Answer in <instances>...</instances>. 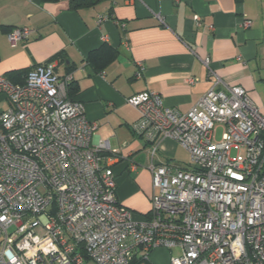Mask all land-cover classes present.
<instances>
[{
  "label": "built area",
  "instance_id": "2783aa9c",
  "mask_svg": "<svg viewBox=\"0 0 264 264\" xmlns=\"http://www.w3.org/2000/svg\"><path fill=\"white\" fill-rule=\"evenodd\" d=\"M29 33L6 37L14 45ZM70 80L52 61L21 83L0 76V264H152L160 248L178 250L167 264H264V115L243 87L214 83L186 112L152 90L126 99L151 156L162 137L189 156V167L150 160V207L135 218L103 162L118 150L91 144L98 123L67 97Z\"/></svg>",
  "mask_w": 264,
  "mask_h": 264
},
{
  "label": "crops",
  "instance_id": "0c3cea01",
  "mask_svg": "<svg viewBox=\"0 0 264 264\" xmlns=\"http://www.w3.org/2000/svg\"><path fill=\"white\" fill-rule=\"evenodd\" d=\"M13 27L30 33L13 45L6 37ZM103 45L116 55L94 70L87 55ZM45 61L77 85L73 98L98 123L91 144L106 140L118 150L103 162L111 164L117 201L138 218L153 191L150 160L184 167L186 150L162 137L151 156L150 144L131 130L138 113L126 99L152 90L165 106L186 112L214 83L239 85L264 115V0H104L80 11L68 0H0V76ZM6 104L0 96V110Z\"/></svg>",
  "mask_w": 264,
  "mask_h": 264
},
{
  "label": "trees",
  "instance_id": "16d2710c",
  "mask_svg": "<svg viewBox=\"0 0 264 264\" xmlns=\"http://www.w3.org/2000/svg\"><path fill=\"white\" fill-rule=\"evenodd\" d=\"M41 1H56V0H41ZM104 0H68L69 8L71 10L80 11L82 9H88L96 6ZM9 31V30H8ZM116 55V50L110 46L103 45L96 50H92L87 55V63L94 70L102 69L108 62H110ZM58 54L54 55L56 58ZM30 68H19L7 71L4 75L9 81L14 83H21ZM78 90L77 85L74 82H69L67 84V97L69 99H74L73 96Z\"/></svg>",
  "mask_w": 264,
  "mask_h": 264
},
{
  "label": "rangeland",
  "instance_id": "374dc122",
  "mask_svg": "<svg viewBox=\"0 0 264 264\" xmlns=\"http://www.w3.org/2000/svg\"><path fill=\"white\" fill-rule=\"evenodd\" d=\"M220 132L221 128L219 127L216 131V137L219 139L220 137ZM242 153V151H240ZM232 156H235V150H232L231 152ZM182 159L183 162L185 163L184 167H189V156L186 152L182 151ZM149 207H150V197H149ZM11 230V229H10ZM178 250L172 249V250H165V251H160V252H152L150 254V260L153 264H167L170 256L176 255Z\"/></svg>",
  "mask_w": 264,
  "mask_h": 264
}]
</instances>
